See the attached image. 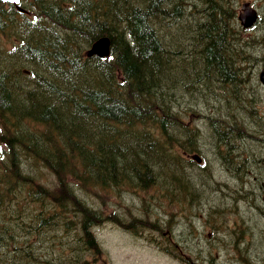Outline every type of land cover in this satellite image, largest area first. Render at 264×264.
Listing matches in <instances>:
<instances>
[{
  "label": "trees",
  "instance_id": "obj_1",
  "mask_svg": "<svg viewBox=\"0 0 264 264\" xmlns=\"http://www.w3.org/2000/svg\"><path fill=\"white\" fill-rule=\"evenodd\" d=\"M196 1L0 0V250L12 264H85L103 215L82 190L162 187L189 158L197 128L176 91L223 90L244 53L225 0ZM104 35L110 55L87 56ZM225 112L210 124L221 146L239 130ZM46 233L70 250L38 258L30 237Z\"/></svg>",
  "mask_w": 264,
  "mask_h": 264
},
{
  "label": "rangeland",
  "instance_id": "obj_2",
  "mask_svg": "<svg viewBox=\"0 0 264 264\" xmlns=\"http://www.w3.org/2000/svg\"><path fill=\"white\" fill-rule=\"evenodd\" d=\"M198 1L199 6H203V2ZM231 22L234 24L233 19ZM234 25L232 40L242 46L245 53L240 50L237 57L241 65L255 57L256 40L253 37L245 40L238 34V24ZM171 28L175 30L177 24ZM216 81L214 92L206 97L193 89L184 97L176 91L177 109L182 115L187 112L183 121L197 128V136L189 158L184 156L177 170L166 173L168 177L171 174L172 179L166 180L162 187L146 191L128 186L107 191L82 190V196L98 206L103 215V220L93 226L97 248L81 252L85 264H264V215H260L259 207L253 206L264 200V192L258 195L261 189L250 184L252 191L245 195L241 192L244 175L227 169L229 155L224 151L227 148L216 142L210 129L212 119L227 116L221 84ZM239 112L235 111L238 119L241 118ZM195 153L202 157L201 161L191 158ZM231 163L236 165L237 158L233 157ZM43 176L45 181L53 178L50 171H44ZM177 177L188 182L192 191L178 185ZM253 180L254 175H251L250 181ZM133 216L144 220L136 221L135 225L129 222ZM224 238L226 242L221 251L219 245ZM229 238L233 251H229ZM62 241L68 244L60 245L52 233L30 237L35 255L52 261L70 250L71 238L65 236ZM11 259L8 249L0 250V264H12ZM17 264H33V260L27 262L21 254Z\"/></svg>",
  "mask_w": 264,
  "mask_h": 264
},
{
  "label": "flooded vegetation",
  "instance_id": "obj_3",
  "mask_svg": "<svg viewBox=\"0 0 264 264\" xmlns=\"http://www.w3.org/2000/svg\"><path fill=\"white\" fill-rule=\"evenodd\" d=\"M225 8V12L232 16L234 24H238V34H242L248 41L253 37L257 47L255 57L239 65L244 70L236 73L232 84L226 83L222 90L223 96L220 95L225 107L232 112V120L228 123H237L240 126L238 136L225 137L227 144L230 143L226 146L227 155L231 160L233 157L237 158L235 167L238 174L245 177L241 192L245 195L251 192L252 184L261 189L258 192L260 195L264 192V0H226ZM246 10H251L256 16L250 26H245L240 20V15ZM215 91L218 92V89ZM235 111H240V119ZM227 169L229 170L228 167ZM251 175H254L253 181H250ZM254 191L257 192L256 189ZM262 196L264 199V194ZM253 206L259 207L260 215H264V200Z\"/></svg>",
  "mask_w": 264,
  "mask_h": 264
},
{
  "label": "water",
  "instance_id": "obj_4",
  "mask_svg": "<svg viewBox=\"0 0 264 264\" xmlns=\"http://www.w3.org/2000/svg\"><path fill=\"white\" fill-rule=\"evenodd\" d=\"M255 14L251 10H246L240 15V20L245 26H250L255 21ZM111 52V38L108 35H104L95 40L87 50V55H97L99 57H107ZM196 158H199L195 155Z\"/></svg>",
  "mask_w": 264,
  "mask_h": 264
},
{
  "label": "bare ground",
  "instance_id": "obj_5",
  "mask_svg": "<svg viewBox=\"0 0 264 264\" xmlns=\"http://www.w3.org/2000/svg\"><path fill=\"white\" fill-rule=\"evenodd\" d=\"M213 122V121H212ZM213 123H215V122H213ZM234 128H236V127H238L239 128V130H240V126H239V124H234V126H233ZM239 130H238V132H239ZM230 144V143H229ZM228 144V145H229ZM219 191V190H218Z\"/></svg>",
  "mask_w": 264,
  "mask_h": 264
}]
</instances>
